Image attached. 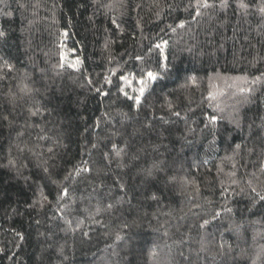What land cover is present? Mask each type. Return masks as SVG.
Returning <instances> with one entry per match:
<instances>
[{"label": "trees", "instance_id": "16d2710c", "mask_svg": "<svg viewBox=\"0 0 264 264\" xmlns=\"http://www.w3.org/2000/svg\"><path fill=\"white\" fill-rule=\"evenodd\" d=\"M206 2L0 0V264H264V0Z\"/></svg>", "mask_w": 264, "mask_h": 264}, {"label": "snow or ice", "instance_id": "6c2138e0", "mask_svg": "<svg viewBox=\"0 0 264 264\" xmlns=\"http://www.w3.org/2000/svg\"><path fill=\"white\" fill-rule=\"evenodd\" d=\"M222 2L226 3V0H222ZM200 6H202V7H208L209 5L207 4V2L205 0V3L203 5H200ZM240 7L245 8V7H247V5L241 3ZM261 11H264V9H261ZM181 26H183V25H181ZM2 35H3V33H0V36H2ZM157 47H160V46L157 45ZM147 76H148V79L149 80H156L157 79V77L152 72H149L147 74ZM141 84L144 85V86L141 87L139 91H140V96H143L144 95V92H145V88L147 87V85H146V83L144 81H141ZM121 91H123V89H121ZM140 96L134 98L135 99V103L137 105H139L141 103ZM128 98L129 99H133L132 97H128ZM176 115H179V113H176ZM212 119L215 120V117H213ZM148 174L151 175V171L150 170H149V173ZM65 194H66V190H65ZM262 199H264V197H262ZM205 223H207V222H205Z\"/></svg>", "mask_w": 264, "mask_h": 264}]
</instances>
